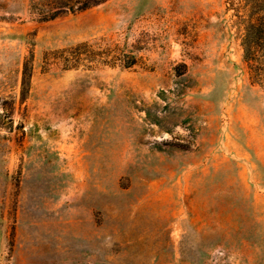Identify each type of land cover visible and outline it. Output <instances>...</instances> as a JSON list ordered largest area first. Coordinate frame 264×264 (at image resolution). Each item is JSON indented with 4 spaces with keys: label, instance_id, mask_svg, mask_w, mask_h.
<instances>
[{
    "label": "rangeland",
    "instance_id": "374dc122",
    "mask_svg": "<svg viewBox=\"0 0 264 264\" xmlns=\"http://www.w3.org/2000/svg\"><path fill=\"white\" fill-rule=\"evenodd\" d=\"M30 3L0 0V264H264L251 3L110 0L46 22ZM83 42L138 63L65 69L55 52Z\"/></svg>",
    "mask_w": 264,
    "mask_h": 264
},
{
    "label": "trees",
    "instance_id": "16d2710c",
    "mask_svg": "<svg viewBox=\"0 0 264 264\" xmlns=\"http://www.w3.org/2000/svg\"><path fill=\"white\" fill-rule=\"evenodd\" d=\"M110 0H31L30 13L36 17L39 22H46L54 20L62 15L76 14L89 10L95 6L104 4ZM251 3L250 17L248 21V28L250 34L245 36L247 41L244 44L245 62L251 70V74L257 80L264 82V68L263 64L259 62L256 57L254 47L251 44L250 37L254 32L255 35L260 32L261 36L264 34V0H244ZM258 20V21H256ZM258 29V30H257ZM111 52V51H110ZM59 60L64 64L65 69H75L81 64L88 65L92 61H96L97 57H101V62L108 65H119L122 68H132L138 63L137 56L134 52H104L97 54V50L87 42H83L76 46L64 48L55 52ZM32 55L24 63L23 68V93L28 91L32 78Z\"/></svg>",
    "mask_w": 264,
    "mask_h": 264
}]
</instances>
